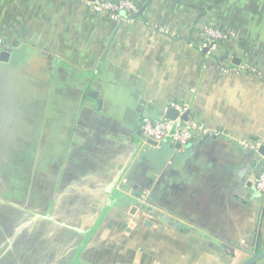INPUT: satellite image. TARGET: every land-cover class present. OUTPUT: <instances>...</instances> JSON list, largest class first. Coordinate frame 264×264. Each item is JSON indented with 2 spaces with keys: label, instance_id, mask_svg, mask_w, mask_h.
Wrapping results in <instances>:
<instances>
[{
  "label": "crops",
  "instance_id": "1",
  "mask_svg": "<svg viewBox=\"0 0 264 264\" xmlns=\"http://www.w3.org/2000/svg\"><path fill=\"white\" fill-rule=\"evenodd\" d=\"M135 2L121 22L0 0V264H264L259 150L240 145L264 146V0ZM207 24L236 37L207 53ZM227 55L258 74L221 73ZM170 102L222 135L148 144L142 118Z\"/></svg>",
  "mask_w": 264,
  "mask_h": 264
},
{
  "label": "built area",
  "instance_id": "2",
  "mask_svg": "<svg viewBox=\"0 0 264 264\" xmlns=\"http://www.w3.org/2000/svg\"><path fill=\"white\" fill-rule=\"evenodd\" d=\"M78 1L85 5V7L91 12L103 15L114 20H133L129 17L135 15L139 11V6L135 0H72ZM129 18V19H126ZM137 18V17H136ZM162 33L168 34L169 31L162 29ZM236 37V33L231 30H224L214 24H207L202 30V44L207 50V53H215L219 45L222 42L230 40ZM4 45L0 42V53L4 51ZM231 55H227L223 62H220L218 67L221 73H228L235 70L239 73H246L249 75H257L258 69L248 62L240 63L232 67H228L231 63ZM172 108L178 112V116L174 119H168L165 117V112ZM189 111L186 104L177 102H170L164 109L162 115L157 118H151L144 116L141 120L140 129L146 138H150L156 142L168 140L174 145L185 147L192 144L198 135L205 134L210 136H221L222 132L218 130L209 129L202 121L197 117L189 114L186 119H183L181 115ZM240 145L248 147L255 152L261 148V144L258 142H250L243 140ZM263 158V165L259 172L252 178L251 186L254 190L255 195L258 198H264V154L261 155ZM128 179L125 174L115 181V189L126 198V204L124 209L130 213L132 211H140L147 206V202L144 196L132 195L127 188Z\"/></svg>",
  "mask_w": 264,
  "mask_h": 264
},
{
  "label": "water",
  "instance_id": "3",
  "mask_svg": "<svg viewBox=\"0 0 264 264\" xmlns=\"http://www.w3.org/2000/svg\"><path fill=\"white\" fill-rule=\"evenodd\" d=\"M142 11H143V7L141 6V7L139 8L138 13L135 14V15H133V16H131V17H129V18H130V19H133V18L139 17V16L141 15ZM129 18H126V19H129ZM122 21H123V20H121V22H122ZM6 57H7V52L3 51V52L0 53V60H5ZM188 114H189V111H186V112H184V113L181 115V117H182L183 119H186L187 116H188ZM177 116H178V112H177L176 110L172 109V108H169V109L165 112V117L168 118V119H174V118H176ZM137 134H139L144 140H146V142H147L148 144L155 145V144L157 143L156 141H154V140H152V139H150V138H146V137L143 135L141 129L138 130ZM209 136H210V135H209ZM176 146H177V147H180L179 145H176ZM263 154H264V146H262V147L259 149V155H256V161L258 160V162H257L256 169H255V171H254V174H257L258 171H259V169H260L261 166L263 165V158H261V156H260V155H263ZM247 186L250 187V189H251L250 191H251V192H254V190H253V188H252V186H251V181H249V182L247 183ZM253 243H254V244H255V243L257 244L258 242H256V240H254ZM256 246H257V245H256ZM263 255H264V252H263V253H255V254H253V256H252V260H250V261H253V260H255V259H257L258 257H261V256H263ZM248 263H249V262H247V263H245V264H248Z\"/></svg>",
  "mask_w": 264,
  "mask_h": 264
},
{
  "label": "rangeland",
  "instance_id": "4",
  "mask_svg": "<svg viewBox=\"0 0 264 264\" xmlns=\"http://www.w3.org/2000/svg\"><path fill=\"white\" fill-rule=\"evenodd\" d=\"M122 201H125V204H126V198L123 197ZM125 204H124V205H125ZM124 205H123V206H124Z\"/></svg>",
  "mask_w": 264,
  "mask_h": 264
},
{
  "label": "trees",
  "instance_id": "5",
  "mask_svg": "<svg viewBox=\"0 0 264 264\" xmlns=\"http://www.w3.org/2000/svg\"><path fill=\"white\" fill-rule=\"evenodd\" d=\"M139 8H140V7H139ZM121 204L124 205V204H125V201H122Z\"/></svg>",
  "mask_w": 264,
  "mask_h": 264
}]
</instances>
